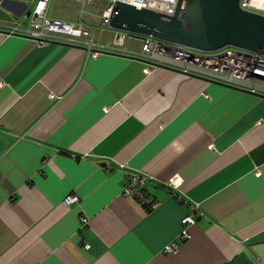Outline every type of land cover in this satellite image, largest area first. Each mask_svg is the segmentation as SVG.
<instances>
[{
  "label": "crops",
  "instance_id": "0c3cea01",
  "mask_svg": "<svg viewBox=\"0 0 264 264\" xmlns=\"http://www.w3.org/2000/svg\"><path fill=\"white\" fill-rule=\"evenodd\" d=\"M75 2L104 50L0 0V264H264V94L112 51Z\"/></svg>",
  "mask_w": 264,
  "mask_h": 264
},
{
  "label": "built area",
  "instance_id": "2783aa9c",
  "mask_svg": "<svg viewBox=\"0 0 264 264\" xmlns=\"http://www.w3.org/2000/svg\"><path fill=\"white\" fill-rule=\"evenodd\" d=\"M22 2L29 7L30 23L25 32L38 37L40 40H61L93 48V53L104 50L103 44L94 41L92 27L83 21L68 22L60 19H51L47 10L51 0H13ZM79 14H89L99 18L102 28L110 27V16L116 0H79ZM138 7L149 9L165 15L175 12L177 0H117ZM127 37L140 39L139 56L150 66L165 65L182 70L183 72L204 76L219 83L228 84L264 94V55L261 52H250L234 47H225L219 51L205 53L189 47L160 41L151 36H135L122 31H116L112 41V51H126L124 41ZM107 45V44H106ZM146 180L144 177L130 173L128 182L124 186L123 195L133 196L142 205L150 209L157 207V202L144 192ZM78 200L74 194L65 197L63 203L70 205ZM86 222L84 217L81 218ZM193 222L189 216H184L182 223L187 225ZM189 236L184 228L182 238ZM85 247H88L86 244ZM176 244L167 247L172 251Z\"/></svg>",
  "mask_w": 264,
  "mask_h": 264
},
{
  "label": "water",
  "instance_id": "95a60500",
  "mask_svg": "<svg viewBox=\"0 0 264 264\" xmlns=\"http://www.w3.org/2000/svg\"><path fill=\"white\" fill-rule=\"evenodd\" d=\"M109 22L115 31L200 52L234 47L264 55V12L247 8L244 0H177L172 15L116 0Z\"/></svg>",
  "mask_w": 264,
  "mask_h": 264
},
{
  "label": "rangeland",
  "instance_id": "374dc122",
  "mask_svg": "<svg viewBox=\"0 0 264 264\" xmlns=\"http://www.w3.org/2000/svg\"><path fill=\"white\" fill-rule=\"evenodd\" d=\"M75 1L76 0H51L50 5L48 7L49 9L47 11L48 17L51 19L57 18L63 21L73 22L70 20L77 19L78 17L77 16L78 6ZM95 4L101 5L99 0H95ZM245 5L249 9L256 10L259 12H264V0H261L260 2H258V0H245ZM93 27L96 30H99L101 26L98 24V22H94Z\"/></svg>",
  "mask_w": 264,
  "mask_h": 264
},
{
  "label": "bare ground",
  "instance_id": "6f19581e",
  "mask_svg": "<svg viewBox=\"0 0 264 264\" xmlns=\"http://www.w3.org/2000/svg\"><path fill=\"white\" fill-rule=\"evenodd\" d=\"M261 0H258V2H260ZM244 4H245V0H244ZM246 6V5H245Z\"/></svg>",
  "mask_w": 264,
  "mask_h": 264
}]
</instances>
